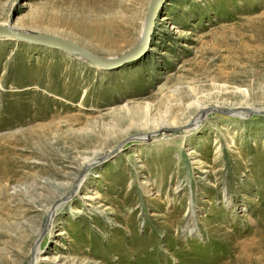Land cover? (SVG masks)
Returning <instances> with one entry per match:
<instances>
[{
	"label": "rangeland",
	"instance_id": "rangeland-1",
	"mask_svg": "<svg viewBox=\"0 0 264 264\" xmlns=\"http://www.w3.org/2000/svg\"><path fill=\"white\" fill-rule=\"evenodd\" d=\"M148 2L0 0V23L116 57ZM192 102L224 108L171 144L131 139ZM36 241V264H264V0H163L116 69L0 37V264Z\"/></svg>",
	"mask_w": 264,
	"mask_h": 264
},
{
	"label": "bare ground",
	"instance_id": "bare-ground-1",
	"mask_svg": "<svg viewBox=\"0 0 264 264\" xmlns=\"http://www.w3.org/2000/svg\"><path fill=\"white\" fill-rule=\"evenodd\" d=\"M157 14H158V12H157ZM2 24L7 25L9 28H11L13 30L15 29V30H18V31L28 32V30H25V29H22V28H17V27H14V26L8 24L7 21L3 22ZM143 24H144V22H143ZM142 28H143V25H142ZM141 33H142V30H141ZM141 33H140V36H139V40L136 43V45H135L134 48L138 47L139 44H140ZM65 51H67L68 53H70L72 55L77 56L78 58L83 59L84 61H86L87 63H90L93 66H96V67L99 66V67H101L100 65L96 64L95 62H93L89 58H87V57H85L83 55H80L79 53H77V52H75L73 50L66 49ZM192 103L194 104V107H195V109L193 111L194 113L193 112H192V114L189 113L186 116H185V113L186 112L183 113V116L182 117L184 119H181L179 121H173V122H167V121L166 122H153L151 124L150 131H148L145 134L138 135L136 137H131V139L132 140H136V138H138L139 141L140 140L142 141V140H146V137H148V136L151 135V138L152 137L159 136L158 137V141L161 142V143H163V144H171L172 141H174L175 139L178 140V139H184V138L188 137V135L194 131L195 127L197 125H199L202 116L203 117L207 116L209 113L213 112V109L216 110V111H221L222 108H224V106H222V105H213V107L210 110H207L209 108V106L207 104H203V103H199V102H192ZM192 103H190V104L192 105ZM247 105H249V104H247V102H246L244 105L238 106L239 108H241V110L237 111L236 113L233 112L232 114H230V117L233 114H237V113L239 114V113H242V112H243V114H248V113H251V112H255L256 113L257 112V109H259V108H255V107H251V106H247ZM234 108H231L230 111H232ZM147 114L148 113H146V116H148ZM148 119L149 118L146 119L147 122H149ZM172 129L174 130L173 133L168 134L167 131H170ZM117 148H118V146L114 147L113 150H116ZM94 162H95V159H87L86 160V164L84 165V168L85 169H89L91 166H93L92 164ZM85 177H86V175L82 176L77 181V183L75 185L76 191H78L79 189H81L84 186V184H85L84 178ZM95 195L96 196H94V194L93 195L91 194L88 197H89V199H92L93 200L95 197L98 196L97 193ZM70 197H71V194L68 195V196H66V197L61 198L59 200V202L60 201H63L64 202V201H66ZM54 205L55 204H53V206ZM59 206H60V204L58 205V207ZM56 210H57V208L54 207V208L50 209V211L48 212L50 214V217L48 216V220L46 221V223H45V225H44V227H43V229L41 231L40 236H43L44 235V233L46 232L47 228L49 229V231L51 230V228H52V226L54 224V219H55V216H56ZM36 245H37V241H36V244H35V248L33 250L35 257L32 258L31 264H36V262L38 261V258H39L40 247H37V249H36ZM35 249H36V251H35ZM35 252H36V254H35Z\"/></svg>",
	"mask_w": 264,
	"mask_h": 264
},
{
	"label": "water",
	"instance_id": "water-1",
	"mask_svg": "<svg viewBox=\"0 0 264 264\" xmlns=\"http://www.w3.org/2000/svg\"><path fill=\"white\" fill-rule=\"evenodd\" d=\"M162 1L163 0H149L145 12L144 24L139 46L116 57H103L97 55L96 53L78 44L77 42L60 35L45 32H25L15 29L13 30L2 23H0V37L19 40L44 47L58 48L61 50L70 49L79 53L80 55L89 58L105 69H116L124 65L125 63L140 58L147 51L150 45L156 15L159 11Z\"/></svg>",
	"mask_w": 264,
	"mask_h": 264
}]
</instances>
